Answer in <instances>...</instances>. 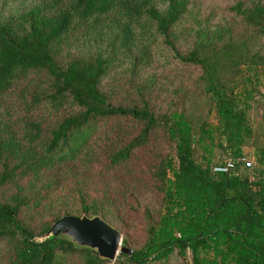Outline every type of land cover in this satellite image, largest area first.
<instances>
[{
  "label": "trees",
  "instance_id": "1",
  "mask_svg": "<svg viewBox=\"0 0 264 264\" xmlns=\"http://www.w3.org/2000/svg\"><path fill=\"white\" fill-rule=\"evenodd\" d=\"M208 1L0 0V264H264L246 82L264 0ZM248 146L254 168L214 172ZM130 209L145 236L113 263L37 240L69 215L125 228Z\"/></svg>",
  "mask_w": 264,
  "mask_h": 264
},
{
  "label": "water",
  "instance_id": "2",
  "mask_svg": "<svg viewBox=\"0 0 264 264\" xmlns=\"http://www.w3.org/2000/svg\"><path fill=\"white\" fill-rule=\"evenodd\" d=\"M55 238L70 242L76 249L94 251L101 259L110 262H115L121 253L130 252L129 248L123 245L122 233L101 216H65L37 240Z\"/></svg>",
  "mask_w": 264,
  "mask_h": 264
},
{
  "label": "rangeland",
  "instance_id": "3",
  "mask_svg": "<svg viewBox=\"0 0 264 264\" xmlns=\"http://www.w3.org/2000/svg\"><path fill=\"white\" fill-rule=\"evenodd\" d=\"M216 4H226V0H209L207 2V5L209 6H213ZM246 82L248 84V88L251 91H253V96H252L253 100L250 101V104L252 105V109L249 112V118L255 130V134L258 139L257 141H259L260 145H264V72L263 71L260 72L258 76L255 75L252 78L251 82L249 81ZM244 152L246 154V159L253 162L251 168H254L255 167V162L253 158L254 148L248 146L244 149ZM229 158L230 157L228 156V154H223L222 152H219V154L216 157V161H226ZM148 202H149L148 197H145L143 200V204ZM126 224L127 226L125 228H120V229L116 228L112 224L110 225H112L114 228H116L122 233L123 240L124 237H126L127 235L131 245L134 244L135 242L143 241L145 236V224L143 221L142 211L136 212L131 209L128 210ZM41 237L42 236L38 237L37 239ZM171 264H184V263L181 259L175 258L171 261Z\"/></svg>",
  "mask_w": 264,
  "mask_h": 264
},
{
  "label": "built area",
  "instance_id": "4",
  "mask_svg": "<svg viewBox=\"0 0 264 264\" xmlns=\"http://www.w3.org/2000/svg\"><path fill=\"white\" fill-rule=\"evenodd\" d=\"M241 163H245L247 168L252 167L253 162L250 160H244L243 162L239 159H228L223 164L217 165L214 168L215 173H229L235 170Z\"/></svg>",
  "mask_w": 264,
  "mask_h": 264
}]
</instances>
